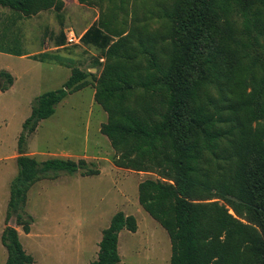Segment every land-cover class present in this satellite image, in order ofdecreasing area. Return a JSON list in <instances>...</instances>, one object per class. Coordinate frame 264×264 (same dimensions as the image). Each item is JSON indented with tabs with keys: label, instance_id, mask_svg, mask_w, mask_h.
<instances>
[{
	"label": "trees",
	"instance_id": "trees-1",
	"mask_svg": "<svg viewBox=\"0 0 264 264\" xmlns=\"http://www.w3.org/2000/svg\"><path fill=\"white\" fill-rule=\"evenodd\" d=\"M118 1L101 7L80 41L102 54L94 64L102 67L94 98L108 113L101 133L120 154L116 165L163 170L162 180L139 184L138 199L170 237V264H264V0L159 2L150 13L160 24L153 32L140 27L137 3ZM0 6L30 17L61 11L62 3L0 0ZM65 45L61 34L58 47ZM30 58L72 70L62 88L35 100L23 124L32 133L67 95L87 86L89 74L57 53ZM23 141L22 134L21 150ZM17 164L7 219L15 213L25 233L32 218L22 211L34 182L81 170L99 174L85 160L39 163L22 153ZM137 228L134 216L116 213L89 264H118L120 232ZM1 241L5 264L33 263L14 228L6 227Z\"/></svg>",
	"mask_w": 264,
	"mask_h": 264
},
{
	"label": "rangeland",
	"instance_id": "rangeland-1",
	"mask_svg": "<svg viewBox=\"0 0 264 264\" xmlns=\"http://www.w3.org/2000/svg\"><path fill=\"white\" fill-rule=\"evenodd\" d=\"M60 1L61 11L51 8L30 17L0 6V264H5L8 257L1 241L6 227L18 232L25 252L33 258L32 264H89L97 259L102 233L118 212L134 216L138 226L136 232H120L118 264H170V237L138 199L139 184L148 179L162 180L163 170L156 167L149 172H134L116 165L120 154L101 133L108 113L94 98L102 71L94 64L102 54L96 48L81 43L67 45L66 41L69 30L79 36L97 23L101 7L110 2ZM165 1L129 0L127 4L131 7L137 3L140 20H144L140 27L153 32L160 24L151 19L150 13ZM118 2L113 0L110 6ZM61 34L66 45L57 47ZM40 51L72 58L74 67L89 74L88 84L67 95L56 105L54 114L29 133L23 130V124L35 100L62 88L72 73L54 62L30 58V53ZM17 52L26 57L15 55ZM104 61L105 58L100 62ZM20 152L39 163L51 158L85 160L88 169L98 170L99 174L85 175L81 170L34 182L22 211L24 219L32 218L30 231L25 233L15 213L7 219ZM213 168L216 170V166Z\"/></svg>",
	"mask_w": 264,
	"mask_h": 264
},
{
	"label": "built area",
	"instance_id": "built-area-1",
	"mask_svg": "<svg viewBox=\"0 0 264 264\" xmlns=\"http://www.w3.org/2000/svg\"><path fill=\"white\" fill-rule=\"evenodd\" d=\"M81 37L77 36L73 30H69L66 35L67 45H78L81 43Z\"/></svg>",
	"mask_w": 264,
	"mask_h": 264
},
{
	"label": "crops",
	"instance_id": "crops-1",
	"mask_svg": "<svg viewBox=\"0 0 264 264\" xmlns=\"http://www.w3.org/2000/svg\"><path fill=\"white\" fill-rule=\"evenodd\" d=\"M40 13H41V12H40ZM85 31H86V30H85ZM85 31H84V32H85ZM84 32H83V33H84ZM83 33H82V34H83ZM82 34H81V35H82ZM81 35H79V36L81 37ZM57 47H58V46H57ZM42 52H45V51H40V52L35 53V54H34V53H30L29 55H30V56H31V55H36V54H39V53H42ZM23 57H26V56H23ZM119 241H120V234H119ZM118 249H119V243H118ZM120 258H121V256H120ZM119 263H120V262H119Z\"/></svg>",
	"mask_w": 264,
	"mask_h": 264
}]
</instances>
